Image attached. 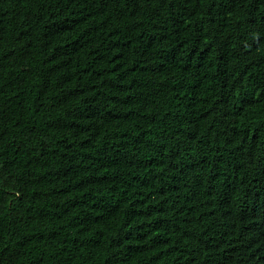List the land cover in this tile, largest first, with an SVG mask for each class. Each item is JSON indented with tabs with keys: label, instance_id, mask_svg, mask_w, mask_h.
I'll return each instance as SVG.
<instances>
[{
	"label": "trees",
	"instance_id": "1",
	"mask_svg": "<svg viewBox=\"0 0 264 264\" xmlns=\"http://www.w3.org/2000/svg\"><path fill=\"white\" fill-rule=\"evenodd\" d=\"M0 264H264V0H0Z\"/></svg>",
	"mask_w": 264,
	"mask_h": 264
}]
</instances>
